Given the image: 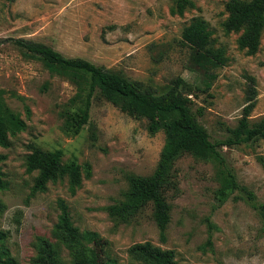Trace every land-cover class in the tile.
<instances>
[{"label": "rangeland", "instance_id": "1", "mask_svg": "<svg viewBox=\"0 0 264 264\" xmlns=\"http://www.w3.org/2000/svg\"><path fill=\"white\" fill-rule=\"evenodd\" d=\"M193 1L179 15L171 13L174 0H0V108L25 124L9 133V146L0 145L6 182L0 190V231L18 264H35L43 239L58 242L62 204L81 232L97 233L86 244L82 264H141L132 247L147 241L172 249L176 264H264L262 215L241 190L220 204L215 164L191 154L176 164L180 192L169 194L165 237L151 206L131 223L112 219L106 207L124 199L128 177L154 172L164 131L150 134L146 119L130 116L96 94L89 121L74 133L69 113L78 112L84 98L78 83L5 40L42 41L68 57L86 58L160 91L178 78L177 83H193L194 109H201L198 118L216 141L225 138V126L238 124L251 85L257 90L251 120L264 116V38L257 53L248 54L239 47L241 33L224 28L228 0ZM195 19L206 22L213 47L227 57L213 76L190 69V51L180 43L184 27ZM32 143L60 151L64 163L81 166L75 193L67 176L43 189L35 187L39 172L26 167ZM222 154L239 183L264 204V139L224 146ZM61 254L64 264H81L64 244Z\"/></svg>", "mask_w": 264, "mask_h": 264}, {"label": "trees", "instance_id": "2", "mask_svg": "<svg viewBox=\"0 0 264 264\" xmlns=\"http://www.w3.org/2000/svg\"><path fill=\"white\" fill-rule=\"evenodd\" d=\"M193 6V0H174L171 13L182 15ZM225 9L228 13L224 22L225 30L241 33L238 39L239 47L248 54L257 53L264 38V0H228ZM5 40L41 58L52 71L78 83L84 98L78 112L69 113V125L73 127L74 133H79L89 121L92 101L96 94L128 115L146 119L150 134L164 131L165 144L154 172L148 176L131 174L128 177L129 188L124 193V199L106 207L109 216L116 222L131 223L151 206L152 217L165 237L171 220L169 194L180 192L176 164L186 154L215 164L220 184L217 190L220 204L234 191L241 190L264 219V204L257 201L253 190L239 183L222 154L224 146L231 148L264 139V116L251 120L257 96L254 85L249 86V98L238 124L234 127L225 126V138L213 141L210 132L198 118L202 114L201 109L198 110L199 114L194 109L192 96L196 94V87L193 83L184 79L177 83L180 79L178 78L160 91L86 58L68 57L42 41L22 37H10ZM180 43L190 51L192 70H201L204 74L213 76L212 70L227 61L223 49L213 47L211 31L202 19H195L184 27ZM249 78L254 84L255 78ZM211 85L212 83L207 82L208 88ZM24 127L23 120L17 114L7 108H0V145L9 146V133ZM30 148L31 151L26 156V167L28 172H39L36 188L43 189L49 181L67 176L71 192H76L82 182V169L79 164L64 163L60 151H47L34 143L30 144ZM4 159L5 155L0 153V190L6 187L1 169ZM261 162L264 165L263 159ZM90 171L88 164L87 173L90 174ZM3 209L4 204L0 201V212ZM62 209L56 224L59 240L52 243L43 239L35 264H64L62 244L66 245L82 264L86 244L97 236L93 231L81 232L73 224L65 204H62ZM5 239L6 233L0 231V264H18L5 244ZM132 252L141 264H176L172 249H162L149 241L134 245Z\"/></svg>", "mask_w": 264, "mask_h": 264}]
</instances>
